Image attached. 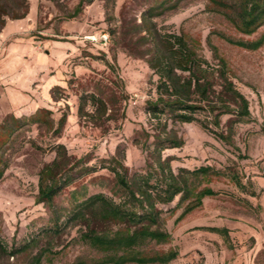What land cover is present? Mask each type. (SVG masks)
Returning a JSON list of instances; mask_svg holds the SVG:
<instances>
[{"label":"rangeland","instance_id":"obj_1","mask_svg":"<svg viewBox=\"0 0 264 264\" xmlns=\"http://www.w3.org/2000/svg\"><path fill=\"white\" fill-rule=\"evenodd\" d=\"M153 3L28 0L26 17L8 20L0 32V126L11 116L23 119L41 109L52 121L25 123L6 148L9 166L0 181V241L8 251L28 249L14 256L0 250V264H32L40 252L41 264H92L103 257L81 238L86 227L67 217L76 199L95 193L124 201V190L108 169L111 157L123 163L129 177L144 172L149 153L142 146L143 131L154 133L146 101L157 96L158 75L147 56H139L149 42L139 39L144 34L137 25ZM207 3L183 1L153 20L161 32L184 35L212 64L218 63L215 53L225 58L229 76L249 101L250 116L234 125L233 145L197 121L177 123L174 128L184 145L164 150L163 156L171 158L176 173L201 166L234 171L246 188H238L227 175L212 176L200 188L209 186L218 194L206 197L201 207L178 222L185 204L177 207V197L161 205L163 229L171 240L144 248H175L178 257L170 264H264V45L248 50L222 36L254 40L264 27L244 35L223 13L208 10ZM77 7L80 13L70 18ZM91 95L106 104L104 114ZM63 115L65 122L57 132ZM231 119V114L222 116L224 130ZM56 144L65 145L72 161L81 159L79 167L86 169L75 172V179L54 200L61 216L59 232L52 229L50 210L36 201L39 173L54 160ZM121 226L105 224L99 229ZM207 227L228 228L229 240Z\"/></svg>","mask_w":264,"mask_h":264},{"label":"trees","instance_id":"obj_2","mask_svg":"<svg viewBox=\"0 0 264 264\" xmlns=\"http://www.w3.org/2000/svg\"><path fill=\"white\" fill-rule=\"evenodd\" d=\"M183 1L187 0H155L143 11L141 22L137 25L138 33L144 34L139 39L149 42L139 56H147L149 67L158 75L157 96L146 101L145 110L149 120L154 123V133L143 131L145 142L142 146L149 153L144 172H135L129 177L123 163L111 157L108 169L124 190V201L117 203L103 193H95L81 200L76 199L72 211L68 213L67 220L81 222L86 227L81 238L103 254L92 264H170L178 257L175 248L166 251H148L144 248L150 243L165 244L171 240V234L163 229V209L160 206L168 205L178 197L177 207L185 204L176 219L178 222L201 207L206 197L218 194L209 186L200 188L202 181L212 176L227 175L238 188H246L234 171L201 166L193 170L180 168L176 173L171 158L163 156L164 150L184 145V140L174 128L177 123L197 121L205 130L214 132L221 141L233 145L234 125L250 116L249 101L229 76L225 58L215 53L218 63L212 64L199 52V47L190 43L184 35L158 30L153 19L178 8ZM207 2L208 10L223 13L244 35H252L264 27V0ZM28 11V0H0V32L8 20L23 19ZM80 11L79 7L75 8L70 18L76 17ZM222 36L228 42L248 50H257L264 45V32L257 39L249 41ZM90 99L95 105L102 106L103 114L107 111L106 104L96 95H91ZM46 113V109H41L23 119L11 116L0 126V181L9 166L5 151L12 135L25 123L52 125L51 119L44 116ZM201 113L205 114L204 119L199 117ZM230 114L233 119L224 130L222 116ZM64 122L65 115L60 118L55 131L58 132ZM150 139L152 141L149 142ZM53 148L56 152L54 160L39 173L36 201L50 210L52 229L59 232L61 216L54 200L75 179V172L86 169L79 167L81 159L72 161L65 145L56 144ZM250 194L255 196L254 191ZM105 224L122 226L99 229ZM205 229L229 240V229L226 227ZM27 249V246H23L8 251L0 241V250L10 256ZM42 258L43 252L38 253L33 257L32 264H41Z\"/></svg>","mask_w":264,"mask_h":264},{"label":"built area","instance_id":"obj_3","mask_svg":"<svg viewBox=\"0 0 264 264\" xmlns=\"http://www.w3.org/2000/svg\"><path fill=\"white\" fill-rule=\"evenodd\" d=\"M103 40H104V41H107V40H108V35L104 34V35H103Z\"/></svg>","mask_w":264,"mask_h":264},{"label":"water","instance_id":"obj_4","mask_svg":"<svg viewBox=\"0 0 264 264\" xmlns=\"http://www.w3.org/2000/svg\"><path fill=\"white\" fill-rule=\"evenodd\" d=\"M87 2H92L93 0H86Z\"/></svg>","mask_w":264,"mask_h":264}]
</instances>
